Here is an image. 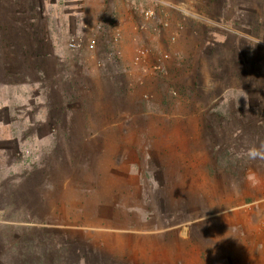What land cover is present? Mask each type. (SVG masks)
Masks as SVG:
<instances>
[{
  "label": "rangeland",
  "instance_id": "374dc122",
  "mask_svg": "<svg viewBox=\"0 0 264 264\" xmlns=\"http://www.w3.org/2000/svg\"><path fill=\"white\" fill-rule=\"evenodd\" d=\"M218 3L219 8L216 3L213 8L205 7L204 0H0L1 14L13 21V24H9L5 20L0 28V54H8L6 51L9 52L11 48L16 52L22 36H26L29 30L39 29L51 35L54 48L62 58L54 69L49 70L47 78H44L46 81L55 76L58 84L67 80L70 53L80 58L85 78L87 73H93L94 77H89L91 82L98 83L101 79L98 65L102 67L105 64L107 67L115 62L113 70L120 73L116 78L126 92L120 93L122 101L118 97L112 100L121 106L118 109L121 115L117 114L112 120H121L123 114L134 118V112L126 113L125 102L130 105L127 109L133 111L141 98L152 97L146 100L149 103L148 111L154 109L158 114L150 112L152 116L148 121H154L155 153L158 156V131L162 125L173 123L177 128V120L194 119L185 116L182 111L186 107L180 106L182 100V104L187 106L186 110L190 109L191 106L186 104L187 93L171 96L166 103L162 102L159 94L162 80L180 75L175 79L179 84L190 86L192 82L190 72L182 66L179 70L176 68L183 62L171 60L178 51L185 52L181 42H172V31L180 14L174 11L189 15V20L192 19L194 23V16L202 12L219 13L222 10L221 1ZM258 9L264 18V0L259 1ZM31 17L33 19L29 20ZM171 17L176 20H170ZM163 23L167 26L164 24L161 28ZM106 26L109 29L104 31ZM189 38V41L185 40L186 45L190 43L192 47L195 46L197 40ZM262 43L259 54L264 52V41ZM188 50L189 53L193 52L190 47ZM65 51L67 54L63 58ZM260 63L264 64V58ZM12 64L14 67L17 65ZM203 67V73H206L208 68ZM76 77L81 76L76 74ZM208 78L209 75H206L203 80L208 81ZM68 85L65 83V87ZM36 88L39 89L32 84H11L0 90V96L5 95L13 106V119L20 117L19 112L22 111L29 114L35 103L39 102L43 107V99H37L46 90L44 86L38 91ZM171 106L177 109L176 112L164 116L161 112ZM190 124L188 121V127ZM194 124L186 137L188 133H191V138L196 135ZM38 126L33 127L34 132L27 122L11 127L12 135L22 142L23 161L43 160L47 156L57 159L70 152L71 155H67L69 161L76 160L80 153V165H83V161L94 164L89 167L84 163L77 166L78 172L72 173H64L63 164L62 169L61 166L58 169L47 166L46 170L35 172L26 168V186L30 196L25 204L30 215L41 210L42 221L58 227L85 221L84 224L91 227L85 233L93 240L95 254L104 256L107 253L112 260L121 261V264L125 258L130 259L129 264H141L146 252L150 253L156 264H264V235L260 234L264 222V163L263 169L258 165L259 175L249 170L244 178L232 182L229 190L221 193L219 186L223 184L209 178L207 157L200 150L197 154L183 146L182 151L170 147L174 150L171 155L173 160L165 170L158 172L160 186L148 185L140 182L139 175L135 174L146 171V168L143 169L145 164L138 162L132 152L127 154V159L115 165L107 157H96L100 154L95 153L94 138H83L80 145L74 147L77 139L72 133L66 131V137L62 138L60 126L48 125L45 129ZM118 128L121 129L122 125ZM180 136L176 135L175 139L178 141ZM129 138L131 134L123 137L126 141ZM110 144L111 140L108 139L106 145ZM193 144L197 145V142ZM8 145L14 148L13 144ZM151 151L154 158V147ZM7 153L0 150V168L5 167L2 171L11 161L18 159L17 153L11 160ZM113 154L111 152V156ZM117 180L130 185L124 192L119 190V196L112 199L118 206L111 210L109 202L99 209L100 199L104 197V201H109L105 196L115 190ZM245 199H250V202H245ZM110 219L116 220L115 223L123 226L124 230L102 228L111 225ZM94 241L98 244H94ZM126 253L130 255L123 257Z\"/></svg>",
  "mask_w": 264,
  "mask_h": 264
},
{
  "label": "trees",
  "instance_id": "16d2710c",
  "mask_svg": "<svg viewBox=\"0 0 264 264\" xmlns=\"http://www.w3.org/2000/svg\"><path fill=\"white\" fill-rule=\"evenodd\" d=\"M204 1L205 7L213 8L216 3L219 8V0ZM220 1L222 10L219 13L202 12L194 16V23L192 19L189 20V15L174 11L180 14L177 23L174 24L172 42H181L185 52L178 51L171 60L183 62L176 68L182 66L190 72L192 82L190 86L179 84L175 79L180 75L167 81L162 80L159 83V94L162 102L166 103L171 96L187 93L186 104L191 106L190 109L186 110L187 106L182 104V100L180 106L186 107L182 111L185 116L189 115L194 119L177 120L175 123L178 125L177 128L181 129L180 132L173 123L162 125L158 131L160 141L158 156L155 153L154 121H148L152 116L150 112L158 114L154 109L148 111L149 103L146 100L152 97L141 98V102L135 104L133 111L127 109L130 105L125 102L126 113L134 112V118L125 117L123 114L121 120H112L121 107L120 103L116 105L112 100L118 97L122 101L120 93L126 92L116 78L120 73L113 70L116 64L114 59L112 60L114 65L97 66L101 79L99 78V82L96 83L89 80L93 73H87V78L84 77L80 58L70 53L67 80L58 84L56 76L50 81L44 79L49 70L54 69L62 58L54 48L51 35H47L43 30L32 29L26 36H22L17 45L18 49L15 48L17 53L12 48L9 52L6 51L11 56L13 54L17 56L8 58V54H0V90L10 87L11 84L14 86L32 84L39 89L44 86L43 89L46 90L37 99H43V107L39 102L35 103L29 114L25 111L19 112L20 117L15 119L11 116L14 113L13 106L5 95L0 96V150L8 152L10 160L16 153L18 158L11 161L4 171L2 170L5 167L0 168V264H121V261L112 260L107 253L104 256L95 254L92 249L93 240L85 233V230H90L91 227L84 224L85 221L58 227L48 221H42L41 210L30 215L25 204L26 198L30 196L26 186L28 176L26 168L35 172L39 169L46 170L47 166H56L57 169L61 166L62 169L63 164V172L72 173L79 171L76 170L77 166L87 163L92 167L94 163L83 161V165H80L78 160L80 153L76 160L71 162L67 158V155H71L70 152L57 159L55 156H47L43 160L23 161L22 142L11 133V127L15 124L27 122L33 132V127L37 124L38 128L43 129L48 125L60 126L62 138L66 137V131L76 136L74 147H78L83 138H94L95 153L100 154L96 157H107L115 165L124 161L127 154L132 152L138 162L145 164L143 169L146 168V171L135 174L139 175L140 182L148 185L160 186L161 178L158 172L165 170L170 160H173L171 155L174 150L170 147L182 151L183 146L189 152L197 154L200 150L207 157L206 168L209 178L223 184L219 186L222 188L221 193L228 191L232 182L244 178L249 170L259 175L264 163V64L260 63L264 58V52L258 53L262 49L260 44L264 41V18L258 9L260 0ZM174 18L169 19L176 20ZM32 19L33 17L29 18ZM5 20L13 24L12 18L7 19L0 12V28ZM17 26L23 31L20 25ZM106 29H109L108 26L104 31ZM189 37L197 40L195 46L192 47L190 43L186 45L185 40L189 41ZM188 47L193 52L189 53ZM66 54L67 51L63 58ZM189 55L191 57H188ZM12 63H16V67ZM203 65L208 68L206 73H203ZM76 74L81 77L77 78ZM206 75H209L208 81L203 80ZM65 83L71 86L67 88ZM125 98L126 95L123 102ZM36 110L38 112H35ZM176 110L173 106L165 107L161 113L168 117L169 113ZM188 121L191 123L189 127ZM193 123L197 133L192 138L191 133H188L186 137ZM120 124L121 129L118 128ZM129 134L131 138L128 141L123 139ZM50 135L53 136V133ZM176 135H182L178 137V141L175 139ZM108 139L112 145H106ZM194 142H197V145H194ZM8 143L13 144L15 149ZM102 143L106 145L105 149ZM153 147L154 158L151 155ZM71 148L70 146L69 149ZM74 150L75 148L72 149V154ZM111 152L114 153L112 156ZM143 176L144 179L141 180ZM129 186L118 181L115 190L105 196L109 201H104L103 197L98 208L101 209L109 202L111 210L116 208L118 203L112 199L119 196V190L124 192ZM245 202H250V199H245ZM115 221L110 219L111 225L107 224L102 228L124 230V227L117 225ZM118 224L121 222L118 221ZM94 244L98 243L94 241ZM128 255L130 254L126 253L123 257ZM143 260L141 264H156L148 252ZM129 263L130 259L125 258L122 261V264Z\"/></svg>",
  "mask_w": 264,
  "mask_h": 264
},
{
  "label": "built area",
  "instance_id": "2783aa9c",
  "mask_svg": "<svg viewBox=\"0 0 264 264\" xmlns=\"http://www.w3.org/2000/svg\"><path fill=\"white\" fill-rule=\"evenodd\" d=\"M260 234L264 235V222H263L262 227L260 228Z\"/></svg>",
  "mask_w": 264,
  "mask_h": 264
},
{
  "label": "crops",
  "instance_id": "0c3cea01",
  "mask_svg": "<svg viewBox=\"0 0 264 264\" xmlns=\"http://www.w3.org/2000/svg\"><path fill=\"white\" fill-rule=\"evenodd\" d=\"M236 209H238V208H236ZM236 209H234V210H236Z\"/></svg>",
  "mask_w": 264,
  "mask_h": 264
}]
</instances>
